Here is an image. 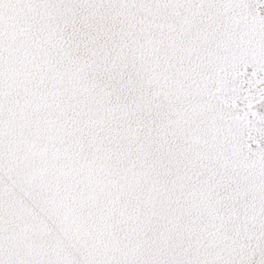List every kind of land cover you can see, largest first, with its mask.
<instances>
[{"label": "snow or ice", "instance_id": "snow-or-ice-1", "mask_svg": "<svg viewBox=\"0 0 264 264\" xmlns=\"http://www.w3.org/2000/svg\"><path fill=\"white\" fill-rule=\"evenodd\" d=\"M0 264H264V0H0Z\"/></svg>", "mask_w": 264, "mask_h": 264}]
</instances>
